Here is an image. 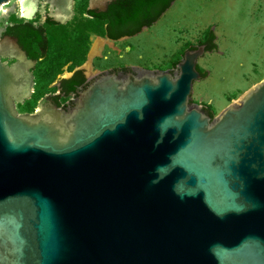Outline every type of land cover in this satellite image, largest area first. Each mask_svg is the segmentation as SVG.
<instances>
[{
	"label": "water",
	"instance_id": "obj_1",
	"mask_svg": "<svg viewBox=\"0 0 264 264\" xmlns=\"http://www.w3.org/2000/svg\"><path fill=\"white\" fill-rule=\"evenodd\" d=\"M41 2L74 15V0H20L26 22ZM5 41L0 264H264V80L212 118L191 103L200 45L175 74L107 71L69 112L45 97L20 114L37 61Z\"/></svg>",
	"mask_w": 264,
	"mask_h": 264
},
{
	"label": "rangeland",
	"instance_id": "obj_2",
	"mask_svg": "<svg viewBox=\"0 0 264 264\" xmlns=\"http://www.w3.org/2000/svg\"><path fill=\"white\" fill-rule=\"evenodd\" d=\"M3 5L0 38L6 26L25 21L20 0ZM87 5L88 0H74L70 21L44 24L48 52L34 70L35 93L16 106L20 114L38 110L42 97L57 92L61 76L77 67L88 75L124 65L177 69L184 53L205 41L210 32L215 36L216 48L198 61L207 76L194 83L192 104L210 109L217 117L264 80V0H175L154 25L135 36L106 43L99 54L96 38L102 37L104 24L85 15ZM46 13L47 6L41 2L32 21L42 24ZM86 46L88 51L84 53ZM78 62L81 64L76 66Z\"/></svg>",
	"mask_w": 264,
	"mask_h": 264
},
{
	"label": "trees",
	"instance_id": "obj_3",
	"mask_svg": "<svg viewBox=\"0 0 264 264\" xmlns=\"http://www.w3.org/2000/svg\"><path fill=\"white\" fill-rule=\"evenodd\" d=\"M175 0H116L109 5L108 12L104 14H95L93 11H86L89 16L98 20L99 23L108 26L101 31L102 35H107L112 40H117L125 36H135L141 32L142 27H151L170 8L171 3ZM156 8L157 12L152 13ZM47 25H59L47 18ZM131 27V28H130ZM115 28L118 32L112 31ZM132 29V30H131ZM130 30V31H129ZM8 32L18 38L22 48L27 51L29 57L37 62L46 57L49 41L46 36V28L43 25H35V22H15L8 26ZM215 36L212 32L209 33L206 43L207 51H212L216 48ZM88 51V46L84 49V53ZM81 62L76 63L79 66ZM201 73L202 79L207 76V72H203L199 66L197 67ZM76 69V68H75ZM74 70V69H73ZM72 70V71H73ZM41 72V70H40ZM85 82L83 70H76L74 75L68 79L61 80L63 93L67 96L73 93L78 87ZM38 96L37 98H39ZM208 114L213 118L214 114L207 108Z\"/></svg>",
	"mask_w": 264,
	"mask_h": 264
},
{
	"label": "flooded vegetation",
	"instance_id": "obj_4",
	"mask_svg": "<svg viewBox=\"0 0 264 264\" xmlns=\"http://www.w3.org/2000/svg\"><path fill=\"white\" fill-rule=\"evenodd\" d=\"M111 4V3H110ZM109 4V5H110ZM109 5H108V7H107V9L105 10V11H102V10H100L99 8H95L94 10H90V9H88L89 7V3H88V5H87V8H86V11L88 10V11H93V12H95V14H97V15H99V14H104V13H107L108 12V8H109ZM47 6V5H46ZM86 11H85V15L86 16H88L90 19H93V20H98V19H96V18H94V17H92V16H89L87 13H86ZM157 12V9L156 8H154L153 9V11H152V13L154 14V13H156ZM47 14H48V6H47V13L45 14V16H44V18H43V23L42 24H36L35 23V25H43L44 26V24H46V22H47V18H46V16H47ZM99 21V20H98ZM12 25V24H11ZM8 26H10V25H8ZM8 26H6L5 27V29H4V32H3V34H2V36H1V38H0V41H2V40H6L5 42H7V38H12V39H15V40H17L18 41V38L15 36V35H13L12 33H9L8 32ZM107 26H108V24H107V22H105V24H104V28H105V30H106V28H107ZM144 27H146V26H144ZM144 27H142V30H141V32L143 31V29H144ZM131 28V27H130ZM149 28V27H148ZM132 30V29H131ZM112 31H114V32H118V30L117 29H115V28H113L112 29ZM130 31V30H129ZM140 32V33H141ZM139 34V33H138ZM107 36V35H106ZM108 37V36H107ZM126 37H129V36H125V37H121V38H119V39H117V40H113V41H118V40H120V39H122V38H126ZM109 38V37H108ZM110 39V38H109ZM110 40H112V39H110ZM18 43H19V41H18ZM19 45H20V43H19ZM200 45H206V51H207V43H206V40L205 41H203V42H201V43H199L198 45H196V46H192V47H190L189 49H194V48H196V47H198V46H200ZM20 47L22 48V46L20 45ZM23 49V48H22ZM188 49V50H189ZM24 50V49H23ZM26 53H27V51L26 50H24ZM208 52V51H207ZM27 56H28V58H30L29 57V55H28V53H27ZM31 59V58H30ZM15 60L14 59H10V64H12L13 62H14ZM178 65V64H177ZM83 70V74H84V76H85V82H84V84L83 85H81L80 87H78L73 93H71V94H69V96H67V95H65L64 93H63V90H62V87H61V80L62 79H66L65 77H63V78H61V80H59V82L57 83V87H56V93H54V94H50V95H47V96H44V97H42V99L43 98H45V97H47L46 98V101H49V102H51L52 104H54L55 106H57L58 107V109H61V110H65V111H71L75 106H76V104H77V102H78V99H79V96H80V93H82L83 91H85L89 86H90V84L92 83V81H94L99 75H102L104 72H107V71H111V72H116V73H118V74H120L121 76H124V75H127L128 73H134V74H136V75H139V74H141L142 72H144V71H150V72H158V71H161V70H151V69H147V68H141V67H133V66H122V67H115V68H110V69H106V70H101V71H99V72H97V73H93V74H91V75H88V74H86V72H85V70L84 69H82ZM168 71H170L172 74H175L176 73V71H177V69H172V70H168ZM75 73V72H74ZM74 73H72V75H71V77L74 75ZM34 86H35V81H34ZM33 91H32V95H31V97L33 96V94L35 93V89H34V87H33V89H32ZM70 97H73L72 98V100H70ZM62 98H66V100L69 98V102H62ZM31 99V98H30ZM30 99H27L26 101H28V100H30ZM25 101V102H26ZM24 102V103H25ZM23 103V104H24ZM38 104H39V102H38ZM38 110H39V106H38ZM37 109H36V111L34 112V113H36L37 111H38ZM202 110H204V112H206V114H208V111H207V109H205V108H202ZM33 112L32 113H29V114H34ZM209 115V114H208ZM213 118H215V116L213 117Z\"/></svg>",
	"mask_w": 264,
	"mask_h": 264
},
{
	"label": "crops",
	"instance_id": "obj_5",
	"mask_svg": "<svg viewBox=\"0 0 264 264\" xmlns=\"http://www.w3.org/2000/svg\"><path fill=\"white\" fill-rule=\"evenodd\" d=\"M127 38V37H126ZM129 38V37H128ZM123 39V38H122ZM96 41L97 42H100V44L98 45V47H96V53L97 54H99L100 53V51H101V49L104 47V45L106 44V43H113V42H116V41H113V40H110L106 35H102V37H97L96 38ZM83 68H80V67H77L76 69H74L73 71H70L69 73H68V75L67 76H61V78H63V77H65L66 79H68V78H70L71 77V75H72V73H74L76 70H82ZM61 78H60V80H61Z\"/></svg>",
	"mask_w": 264,
	"mask_h": 264
},
{
	"label": "bare ground",
	"instance_id": "obj_6",
	"mask_svg": "<svg viewBox=\"0 0 264 264\" xmlns=\"http://www.w3.org/2000/svg\"><path fill=\"white\" fill-rule=\"evenodd\" d=\"M4 6H5V5L1 6V8H0V12H1V11L4 12Z\"/></svg>",
	"mask_w": 264,
	"mask_h": 264
},
{
	"label": "built area",
	"instance_id": "obj_7",
	"mask_svg": "<svg viewBox=\"0 0 264 264\" xmlns=\"http://www.w3.org/2000/svg\"><path fill=\"white\" fill-rule=\"evenodd\" d=\"M73 97H70V100L72 99ZM69 98L66 100V102H69L70 101Z\"/></svg>",
	"mask_w": 264,
	"mask_h": 264
}]
</instances>
